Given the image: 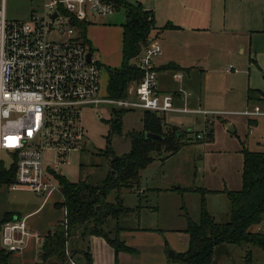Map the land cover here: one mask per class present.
<instances>
[{
	"label": "rangeland",
	"instance_id": "374dc122",
	"mask_svg": "<svg viewBox=\"0 0 264 264\" xmlns=\"http://www.w3.org/2000/svg\"><path fill=\"white\" fill-rule=\"evenodd\" d=\"M3 1L6 18L21 21L28 19L32 11L41 14L46 0ZM197 1L200 4L204 3V9L208 11L206 17L209 19V29L211 32L218 33L223 25L222 14L225 0ZM252 6L251 0L228 1L232 18H236L242 8L250 7L248 8L250 10L253 8ZM157 7L163 9L162 4H158ZM104 21L107 24L119 26L125 22L124 12L121 9L117 10L113 15L104 18ZM246 57L245 55L244 58ZM101 63L103 64L100 66L101 95L108 96L106 93L107 67L110 64L107 65L103 61ZM230 65L235 68L236 72H232L230 75L225 74V69ZM204 69L206 70L205 73H197L192 76L188 86L183 89L184 94H190V103L186 106L192 110H207L209 113L224 117L234 123L236 133L228 132L226 126L216 116L212 117V114L204 118V116L192 114L166 113L164 119L168 125L175 126L183 131L190 130V132H186L181 138L182 142L185 143L181 150L169 157L164 152H161L160 155L155 154L154 160L141 170L138 186L133 190L120 192L119 198L126 208L135 210L139 205H147L148 207H155L157 210L156 212L150 210L145 211V213L142 212L138 217L137 215L132 216L126 224L128 227L151 228V230L157 228L161 230L180 229L186 224L184 211L188 213L193 221H198L201 198L198 192L180 193L178 195L174 192H165L175 187L195 189V191H198L197 188H204L211 191L223 189L225 186L227 190H239L242 187V147L252 152L264 151V117L258 118L256 123H249L243 117L233 116L234 113L241 111L239 104H245V92L248 82L257 85L263 81V74L260 73L256 64L248 59L238 62H228L227 59L218 61L216 59V61L210 60L209 65L204 66ZM252 87L254 89L256 86ZM231 89H233V92L230 91ZM230 98L234 100L232 103L227 102ZM114 110L119 109L113 104H100L99 111L93 108L81 111L80 123L85 134L84 144L81 150L70 152L63 161L61 160L57 164L58 174L60 173L71 182L85 181L91 185L101 183L108 171V162L102 155L101 150L107 146L105 137L109 131V126L106 122L113 118L112 111ZM141 117L142 111L140 110L128 111L122 115L121 133L113 134L109 144L116 156H122L130 151L128 133L141 131ZM198 119H200V123H197ZM206 120L213 122L212 125L211 123L208 124V127L212 129L213 141L210 142L206 137L209 129L208 127V129L205 128ZM196 134L201 135L202 138L198 142ZM0 160L5 167L10 166L12 163L9 154L6 152L0 153ZM43 161L46 167L52 168L54 166L53 153L50 151L45 152ZM155 189L160 190L159 195ZM139 190H144V194L138 193ZM114 199L115 193L110 192L106 201L113 202ZM53 200L56 202L62 200L59 192L54 193ZM207 202L209 204L211 202V213L217 222L222 223L228 220L229 203L224 195L208 193L205 196L206 208ZM112 227L111 224L109 229ZM26 230L29 232L27 227ZM133 238L141 243L138 236ZM158 238H161V235H156L149 240L154 243ZM30 239L27 240V245ZM86 241L89 246V238ZM82 244L80 243L81 246ZM65 246L66 262L68 264H71V261L74 263L75 261H83L80 252L75 254L73 260L70 259V239ZM168 251L172 250L168 249ZM16 253L18 252H13L12 255ZM215 258H218L219 261L222 259L220 255H215ZM223 259L227 261L224 264H238L236 254H233L230 260ZM252 264H264V253L261 250L255 249L252 254Z\"/></svg>",
	"mask_w": 264,
	"mask_h": 264
},
{
	"label": "built area",
	"instance_id": "2783aa9c",
	"mask_svg": "<svg viewBox=\"0 0 264 264\" xmlns=\"http://www.w3.org/2000/svg\"><path fill=\"white\" fill-rule=\"evenodd\" d=\"M3 4L2 0L0 153H8L10 166L15 167V179L7 188L29 191L45 202L52 194L61 193L54 177L58 174L57 164L70 152L82 149L85 141L80 123L82 110L99 111L100 104H113L119 110L161 114L174 110L173 95L161 94L156 89L154 62L161 49L151 45L140 53L137 67L142 77L127 88V98L110 100L101 95L100 65L92 57L87 61L89 50L72 24L87 21L89 14L112 15L113 3L47 0L41 14L33 11L28 19L21 21L8 20ZM243 115L264 116V101ZM200 139L196 135V140ZM47 151L53 153L52 168L44 165ZM66 218L65 209L64 222ZM30 235L22 222H6L1 228L0 247L19 252ZM71 264L75 263L71 261Z\"/></svg>",
	"mask_w": 264,
	"mask_h": 264
},
{
	"label": "crops",
	"instance_id": "0c3cea01",
	"mask_svg": "<svg viewBox=\"0 0 264 264\" xmlns=\"http://www.w3.org/2000/svg\"><path fill=\"white\" fill-rule=\"evenodd\" d=\"M124 1L133 6L139 5L143 10L151 12L154 28L147 45L161 49V55L154 62L157 72L156 89L161 94L173 95L174 110L159 115L164 118L166 113L192 114L207 118L212 114V117L216 116L226 126L228 132L236 133L234 123L224 117L209 113L207 110L189 109L186 105L190 103V94H184L183 89L188 86L192 76L206 72L204 66H208L210 60L216 61L217 59L220 61L221 59H227L228 62H238L248 59L255 63L260 73L263 74V81L257 85H252L248 82L245 92V104H239L241 111L234 113L235 115L233 116L243 117L249 123H256L258 118L264 117H247L243 115L245 111L251 110L253 106L261 105L264 100V0H251L253 8L250 10H248L250 7L242 8L236 18L230 16L228 8V1L230 0H225L222 14L223 25L218 33L211 32L209 29L210 23L208 17H206L208 11L204 9V3L200 4L197 0ZM158 4H162L163 9H159L157 7ZM120 9L124 12L125 17L124 9L115 7V11ZM106 17H99L94 14L88 15L86 21L87 48L90 50L91 57L100 66L103 65L101 63L103 61L107 65L110 64L107 68L115 69L120 67L122 61V25L126 22V17L125 22L119 26L107 24L104 21ZM167 24H171L174 27L164 28ZM245 55L247 56L246 58H244ZM170 65L175 66V68H167ZM232 72H236L232 65L225 69V74L230 75ZM132 84H135V82L130 83L129 86ZM252 86L256 87L253 89ZM230 91L233 92V89ZM233 101L231 98L227 100L228 103ZM197 123H200V119L197 120ZM210 123L212 125L213 122L206 120L205 128ZM165 124L169 127L177 128L168 125L166 122ZM208 128L207 133L210 131L212 137V129ZM210 141H213V139H209ZM197 189L206 191L204 199L208 193L226 197L223 191H231L227 190L225 186L223 189L211 191L204 188ZM180 190L187 191L183 192ZM155 191L158 195L160 194V190L155 189ZM173 192L177 195L188 192H198L200 194V191H195V189L180 187L171 188L165 193ZM138 193L144 194V190H139ZM53 195L43 202L41 198L36 197L29 191L9 190L6 185L0 187V220L8 214L11 218L9 222H22L25 228L29 229V233L32 234L27 237L22 251L11 256L9 264H36L42 238L52 231L55 225L64 222L65 208L56 206V204L63 202L62 194L60 193L62 200L59 202L52 201ZM210 205L211 202L210 204L207 202L206 210L208 209L209 215L217 222L211 213ZM149 210L151 212L157 211L155 207L139 205L121 220L120 225L125 229L119 233L120 240L130 246V248H134V253L119 252L115 257L114 250L103 237L90 236L88 247L92 264H171L167 256L168 249L172 250L174 257L176 254L185 252L189 242L188 235L184 233L186 224L180 229L163 230L159 228L155 230H151V228H132L126 225L128 219L132 216L137 215L138 217L142 212L145 213V211ZM111 224L112 226L114 225L113 222H110L109 226ZM160 230L162 231L161 234ZM251 231L264 233V222L252 228ZM156 235H161V238L151 243L149 239L154 238ZM134 236H138V240H141V243L136 241L133 238ZM28 239L30 240L27 245ZM255 249L251 250V262L247 263L244 248L235 245H223L215 249L213 264H224L227 261L223 258L230 260L233 254H236L238 264H252V254ZM215 255H220L222 259L219 261L218 258H215Z\"/></svg>",
	"mask_w": 264,
	"mask_h": 264
},
{
	"label": "trees",
	"instance_id": "16d2710c",
	"mask_svg": "<svg viewBox=\"0 0 264 264\" xmlns=\"http://www.w3.org/2000/svg\"><path fill=\"white\" fill-rule=\"evenodd\" d=\"M105 1L113 3L115 7H122L125 11L126 22L122 25L121 65L115 69L108 68L106 85L107 97L110 100L125 99L129 84L138 82L142 77L136 61L149 42L154 28L153 20L151 12L143 10L139 5L133 6L124 0ZM72 25L77 29L79 40L87 46L86 21H73ZM173 27L171 24L164 26V28ZM173 67L175 68L170 65L167 68ZM126 112L128 111L114 110L113 118L106 122L109 126L105 137L107 146L101 150V153L107 159L108 171L100 184L91 185L85 181L71 182L60 174L54 176L63 197V202L56 206L66 209L67 218L66 222L55 225L54 229L42 238L36 264H68L65 245L69 239L70 259L73 260L75 254L80 252L83 261H75V263L92 264L86 241L90 236L103 237L114 250L115 257L119 252H135L119 237V233L125 229L120 225L121 220L133 211L123 206L119 198L120 192L133 190L138 186L141 170L154 160L155 154L160 155L164 152L169 157L181 150L185 145L181 138L190 130L183 131L169 127L159 113L144 111L141 117V131L128 133L130 151L122 156H116L109 146L110 138L115 133H121V117ZM178 132L181 134L177 135ZM145 133L158 135L161 139L147 140ZM207 138L212 139L210 131L207 133ZM241 153L242 187L237 191H223L229 202L228 220L223 223L214 221L206 210L204 199L206 191L198 189L201 194L198 221H193L184 211L186 220L184 233L189 237L188 248L185 252L176 254L174 259L170 260L171 264H213L215 249L223 245L244 248L247 263L251 262L253 248L264 253V233L251 231L253 227L264 222V151L252 152L242 147ZM14 179V165L5 167L1 163L0 187L7 186ZM110 192L115 193L113 202L106 201ZM10 219L6 214L0 220V232L2 226L11 221ZM110 222L114 223L111 229L108 226ZM80 243L84 245L81 246ZM12 254L0 247V264H9Z\"/></svg>",
	"mask_w": 264,
	"mask_h": 264
},
{
	"label": "water",
	"instance_id": "95a60500",
	"mask_svg": "<svg viewBox=\"0 0 264 264\" xmlns=\"http://www.w3.org/2000/svg\"><path fill=\"white\" fill-rule=\"evenodd\" d=\"M54 16H55V14H54ZM86 59H87V61H90V59H91L90 53H87ZM180 134H181L180 132L177 133V135H180ZM144 136H145V139H147V140H159V139H161V137H159L158 135L151 134V133H145ZM167 256L170 260H172L174 258V253L172 251H168Z\"/></svg>",
	"mask_w": 264,
	"mask_h": 264
}]
</instances>
